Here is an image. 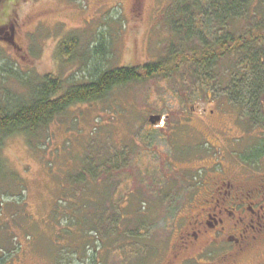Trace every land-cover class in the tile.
<instances>
[{
    "label": "rangeland",
    "instance_id": "1",
    "mask_svg": "<svg viewBox=\"0 0 264 264\" xmlns=\"http://www.w3.org/2000/svg\"><path fill=\"white\" fill-rule=\"evenodd\" d=\"M173 2L3 0L0 99L11 97L14 105L29 100L46 75L83 83L95 65L139 66L165 57L175 39L165 12ZM245 21L237 19L235 30ZM71 34L80 44L75 54H63L60 42ZM103 34L107 59L96 52ZM208 85L211 92L184 70L129 82L103 99L73 104L35 133L6 136L0 264H164L177 241L174 226L178 238L214 207L210 189L228 180L229 167L264 174V156H257L264 121L242 116L215 80ZM157 115L161 120L153 124L150 117ZM87 167L90 182L83 183ZM93 181L97 206L90 200L78 212L74 205L94 189ZM99 193L109 200L102 203ZM11 250L17 253L4 258Z\"/></svg>",
    "mask_w": 264,
    "mask_h": 264
},
{
    "label": "trees",
    "instance_id": "2",
    "mask_svg": "<svg viewBox=\"0 0 264 264\" xmlns=\"http://www.w3.org/2000/svg\"><path fill=\"white\" fill-rule=\"evenodd\" d=\"M259 1L174 0L165 10L171 18L175 35L165 57L139 66L101 68L95 65L90 79L83 83L64 81L55 74L46 75L36 84L29 100L14 105L11 97L5 101L0 99V153L6 136L17 132L26 135L35 133L73 104L103 99L116 87L129 82H142L153 77L170 78L182 70L188 77L200 79L206 91L211 92L208 84L215 80V84L227 92L228 101L236 104L242 116L253 123L263 122L264 0ZM242 17L246 20L244 27L235 30L234 23ZM194 37L199 39L198 43H188ZM79 40L77 35H68L60 42L59 50L63 54H75ZM176 40L180 41L175 43ZM99 41L96 52L100 58L107 59L109 45L104 41V34ZM257 151V156H264V146ZM88 171L89 167L81 172L84 174V177L80 175L83 183L90 182ZM79 180L72 178L70 181ZM97 184L93 181L94 189L91 188L87 196L82 195L81 203L74 205L78 207V212L81 207L89 208L92 204L90 200H94L97 206L98 197L94 194ZM99 194L102 203L104 198H110L106 194ZM81 215L79 222L83 225L84 214ZM99 224L102 225L101 221ZM19 248V245H15L13 250L18 252ZM13 250L11 254L5 252L3 257H12L17 253L13 254Z\"/></svg>",
    "mask_w": 264,
    "mask_h": 264
},
{
    "label": "flooded vegetation",
    "instance_id": "3",
    "mask_svg": "<svg viewBox=\"0 0 264 264\" xmlns=\"http://www.w3.org/2000/svg\"><path fill=\"white\" fill-rule=\"evenodd\" d=\"M227 177L210 189L214 207L200 212L179 241L174 226L177 241L163 255L164 264H264V174L229 167Z\"/></svg>",
    "mask_w": 264,
    "mask_h": 264
},
{
    "label": "water",
    "instance_id": "4",
    "mask_svg": "<svg viewBox=\"0 0 264 264\" xmlns=\"http://www.w3.org/2000/svg\"><path fill=\"white\" fill-rule=\"evenodd\" d=\"M161 115H157V116H151L150 117V121L153 123V124H156L157 122H159L161 120Z\"/></svg>",
    "mask_w": 264,
    "mask_h": 264
}]
</instances>
